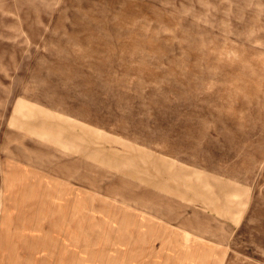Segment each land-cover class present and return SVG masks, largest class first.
Wrapping results in <instances>:
<instances>
[{
  "label": "rangeland",
  "instance_id": "1",
  "mask_svg": "<svg viewBox=\"0 0 264 264\" xmlns=\"http://www.w3.org/2000/svg\"><path fill=\"white\" fill-rule=\"evenodd\" d=\"M0 264H264V0H0Z\"/></svg>",
  "mask_w": 264,
  "mask_h": 264
}]
</instances>
